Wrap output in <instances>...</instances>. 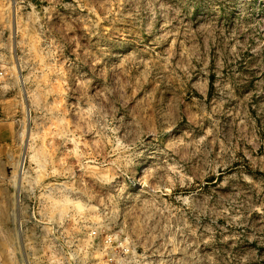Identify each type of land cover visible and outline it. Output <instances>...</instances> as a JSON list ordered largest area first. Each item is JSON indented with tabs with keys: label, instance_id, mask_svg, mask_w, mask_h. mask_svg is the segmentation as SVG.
I'll return each instance as SVG.
<instances>
[{
	"label": "rangeland",
	"instance_id": "rangeland-1",
	"mask_svg": "<svg viewBox=\"0 0 264 264\" xmlns=\"http://www.w3.org/2000/svg\"><path fill=\"white\" fill-rule=\"evenodd\" d=\"M0 72V264H264V0H0Z\"/></svg>",
	"mask_w": 264,
	"mask_h": 264
},
{
	"label": "built area",
	"instance_id": "built-area-1",
	"mask_svg": "<svg viewBox=\"0 0 264 264\" xmlns=\"http://www.w3.org/2000/svg\"><path fill=\"white\" fill-rule=\"evenodd\" d=\"M0 74H2V72H0Z\"/></svg>",
	"mask_w": 264,
	"mask_h": 264
},
{
	"label": "bare ground",
	"instance_id": "bare-ground-1",
	"mask_svg": "<svg viewBox=\"0 0 264 264\" xmlns=\"http://www.w3.org/2000/svg\"><path fill=\"white\" fill-rule=\"evenodd\" d=\"M22 167V166H21Z\"/></svg>",
	"mask_w": 264,
	"mask_h": 264
}]
</instances>
